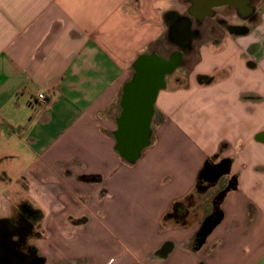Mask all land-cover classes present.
Listing matches in <instances>:
<instances>
[{
	"label": "crops",
	"instance_id": "obj_1",
	"mask_svg": "<svg viewBox=\"0 0 264 264\" xmlns=\"http://www.w3.org/2000/svg\"><path fill=\"white\" fill-rule=\"evenodd\" d=\"M190 4L0 0V217L19 205L39 212L43 264H264V71L252 85L264 63V9L252 28L241 17L207 37L215 10L233 7L198 21ZM148 53L176 55L187 80L159 90L164 120L126 162L113 136L119 100ZM199 74L213 81L198 84ZM211 157L230 159L219 181L236 183L197 242L207 214L189 213L183 227L163 216Z\"/></svg>",
	"mask_w": 264,
	"mask_h": 264
},
{
	"label": "water",
	"instance_id": "obj_2",
	"mask_svg": "<svg viewBox=\"0 0 264 264\" xmlns=\"http://www.w3.org/2000/svg\"><path fill=\"white\" fill-rule=\"evenodd\" d=\"M250 0H190L189 14L198 21L213 16L221 6L236 8L243 14L251 12ZM239 32L243 27L234 26ZM179 65V58H164L156 53L142 54L133 62L131 78L123 85L119 100L120 113L113 131L115 150L126 162L136 161L150 143L151 122L155 100L166 84V76ZM217 171L221 163L216 165Z\"/></svg>",
	"mask_w": 264,
	"mask_h": 264
},
{
	"label": "trees",
	"instance_id": "obj_3",
	"mask_svg": "<svg viewBox=\"0 0 264 264\" xmlns=\"http://www.w3.org/2000/svg\"><path fill=\"white\" fill-rule=\"evenodd\" d=\"M196 81L198 84H209L213 81V77L210 75L199 74L196 76ZM163 120V113L158 108L154 107L151 128L155 129L163 122ZM219 162L221 163V169L217 171L215 165ZM219 162H215V157H211L204 162L197 174L194 190L183 199L173 202L170 209L163 216L164 222H170L182 227L187 225V217L192 207L191 199L194 194L203 191L205 187L215 184L220 178L229 174L230 159H222ZM235 183L236 179L234 177L229 178L224 187L215 195L212 201V211L204 217L199 226L196 236L197 242L201 241L220 219L221 211L219 203L227 191L235 188Z\"/></svg>",
	"mask_w": 264,
	"mask_h": 264
},
{
	"label": "rangeland",
	"instance_id": "obj_4",
	"mask_svg": "<svg viewBox=\"0 0 264 264\" xmlns=\"http://www.w3.org/2000/svg\"><path fill=\"white\" fill-rule=\"evenodd\" d=\"M249 4L251 8H253V13L250 17V25L249 28L254 27V25L258 22L260 13L264 9V0H250ZM214 19H208V25L206 26L204 33L205 36H221L226 34V26L232 23H242L241 17L237 13L236 9L234 8H220L215 10ZM222 18L223 20H219ZM219 20V21H218ZM196 44H194L195 46ZM193 49V48H192ZM178 55V54H177ZM188 63L187 66L189 68L190 64L194 62V58L191 57L190 59L186 60ZM260 71H264V63L259 64V66L254 70L252 69V85L257 86V83L260 80ZM177 76V77H175ZM166 81L168 83H174L175 85H185L187 80V71L181 68H175V70L166 76ZM260 90L262 93V98H264V91ZM258 92V91H255ZM264 101V100H263ZM220 180V179H219ZM217 181L215 184L207 186L201 192H197L194 194L193 198L191 199L192 207L190 209V214L197 215L201 217L204 213L205 215L212 211V201L215 195L224 187L221 181ZM3 188L2 186H0ZM2 201V200H0ZM4 203L0 202V206H3ZM38 223L35 224V228L37 227ZM34 235V234H33ZM29 236L28 242L31 244L34 243V236Z\"/></svg>",
	"mask_w": 264,
	"mask_h": 264
},
{
	"label": "flooded vegetation",
	"instance_id": "obj_5",
	"mask_svg": "<svg viewBox=\"0 0 264 264\" xmlns=\"http://www.w3.org/2000/svg\"><path fill=\"white\" fill-rule=\"evenodd\" d=\"M236 11L240 17L250 19L254 10L251 8L246 15ZM39 218V212L27 205H19L8 215L0 217V264H43L35 244L28 242L33 234L34 241L40 236L35 228Z\"/></svg>",
	"mask_w": 264,
	"mask_h": 264
},
{
	"label": "built area",
	"instance_id": "obj_6",
	"mask_svg": "<svg viewBox=\"0 0 264 264\" xmlns=\"http://www.w3.org/2000/svg\"><path fill=\"white\" fill-rule=\"evenodd\" d=\"M37 99L39 100V102L41 104H44V105H46L49 102V100H48V98L44 92H39L37 94Z\"/></svg>",
	"mask_w": 264,
	"mask_h": 264
}]
</instances>
